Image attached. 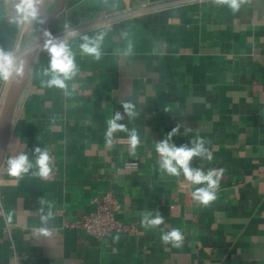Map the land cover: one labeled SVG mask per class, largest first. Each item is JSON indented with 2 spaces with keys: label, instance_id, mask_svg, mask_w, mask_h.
Returning a JSON list of instances; mask_svg holds the SVG:
<instances>
[{
  "label": "crops",
  "instance_id": "1",
  "mask_svg": "<svg viewBox=\"0 0 264 264\" xmlns=\"http://www.w3.org/2000/svg\"><path fill=\"white\" fill-rule=\"evenodd\" d=\"M179 1L65 0L49 32L75 31L67 40L79 67L69 82L76 91L41 87L49 57L38 47L0 167V264H264V0H247L235 13L213 0ZM18 3L0 0V48L13 52L26 49L40 27L16 22ZM57 3L48 0L49 14ZM148 4L161 8L123 15ZM101 33V59L82 55L80 37ZM9 83L0 81V110ZM123 102L135 105L134 119ZM116 111L138 132L135 154L128 143L106 144V121ZM177 125L174 144L203 139L212 154L211 161L193 158L192 167L225 170L209 206L192 199L200 185L182 189V176L159 169L155 142ZM37 146L49 149L51 178L32 175ZM20 153L34 167L17 182L6 160ZM131 159L138 169L118 171ZM106 192L118 198L117 217L133 223L135 234L97 240L63 228ZM49 204L53 217L44 225ZM157 209L164 223L143 228L141 213ZM41 227L52 235L39 234ZM173 228L183 233L180 248L161 241Z\"/></svg>",
  "mask_w": 264,
  "mask_h": 264
},
{
  "label": "clouds",
  "instance_id": "2",
  "mask_svg": "<svg viewBox=\"0 0 264 264\" xmlns=\"http://www.w3.org/2000/svg\"><path fill=\"white\" fill-rule=\"evenodd\" d=\"M217 5H227L233 13L240 10L241 6L247 0H213ZM44 0H19L16 5V11L19 17L16 22L18 24L33 21L43 25L45 19L42 17L41 8ZM41 31V29H40ZM75 36V33H72ZM105 33L97 36L89 37L82 35L79 44V50L82 55L90 56L99 61L103 55L102 42ZM44 42L42 48L47 52L49 61L48 66L43 70L44 76L48 77L46 80H41L42 88H57L63 90L65 96H71L75 91V86L70 85L79 72V67L75 60V54L72 51L67 39L62 37H55L51 32L43 30ZM133 45L129 42L127 48L124 50V55H131ZM27 68V61L25 59H17L13 51L0 48V81H15L20 82L24 78L25 70ZM30 71V69H29ZM122 107L124 113L131 120L134 119L138 113L136 107L131 102H123ZM167 112L168 110L165 109ZM124 119V115L116 111L115 115L106 121L107 131L105 133L106 144L113 145V137L117 131L128 133V144L130 145V153L135 154L137 147L140 144V138L135 128L129 130L124 123H120ZM180 125L174 127L166 138L155 142V151L159 155V169L173 177H183L188 186L200 185L191 191L192 199L200 205L209 206L217 199V189L220 187V180L224 174L223 168H212L207 171L202 168H194L191 166L193 158L212 160L210 150L205 146L206 141L203 139H192L189 144H182L177 146L172 142V138L180 133ZM185 130V135L187 131ZM35 156V167L38 171L32 173L33 176H39L47 179L50 177L53 169L52 157L49 149L39 146L33 150ZM7 170L10 177L15 178L18 182L22 178V174H27L30 169L34 167L32 161L26 153H20L15 156H10L6 160ZM45 201L41 200L43 205ZM41 213L44 208L39 209ZM155 213V215H153ZM141 225L145 229H156L164 223L165 217L157 209L155 211H144L141 213ZM53 217L52 205H48L46 215H41L42 224L47 225L48 221ZM11 214L8 216V222H11ZM43 236H51L52 232L47 227H41L36 230ZM161 241L163 244H171L175 248H180L184 242V236L179 228H173L170 231L162 232Z\"/></svg>",
  "mask_w": 264,
  "mask_h": 264
},
{
  "label": "built area",
  "instance_id": "3",
  "mask_svg": "<svg viewBox=\"0 0 264 264\" xmlns=\"http://www.w3.org/2000/svg\"><path fill=\"white\" fill-rule=\"evenodd\" d=\"M173 3H177V1ZM160 8L161 5L159 4H148L139 10L126 11L123 15L133 14L141 11L152 12ZM110 19L111 18H107V20ZM74 32V30H64L60 33L55 34L54 36L67 39V37ZM24 50L17 49L13 53L15 54L17 59H20L22 54L19 53ZM121 114L123 115V113ZM113 142L116 144H125L128 143V138H117ZM139 165L140 164L137 159H131L125 161L122 166L118 168V171L138 169ZM52 176L53 173L50 174L49 178H51ZM187 187L189 186L186 181L181 182L182 189H186ZM218 191L219 189H217V193ZM92 203L95 204L94 210L86 215H83L79 220L65 222L63 228L80 230L97 240H101L110 233H122L129 235L135 234L136 230L133 223H125L118 219L117 215L121 208V204L115 194H113L112 192H106L101 198L93 199Z\"/></svg>",
  "mask_w": 264,
  "mask_h": 264
},
{
  "label": "water",
  "instance_id": "4",
  "mask_svg": "<svg viewBox=\"0 0 264 264\" xmlns=\"http://www.w3.org/2000/svg\"><path fill=\"white\" fill-rule=\"evenodd\" d=\"M48 0H44V4L41 8L42 17L45 19V23L40 25L35 37L32 42L27 46V48L22 52L20 59H25L27 61V68L25 70V75L19 83L15 81H10L2 106L0 110V167L4 158L6 141L10 135L12 122L14 118L15 109L19 98L23 94L25 88L28 85L29 77L32 69V65L35 59L36 51L43 42V30L49 31L53 19L59 15L65 5V0H58L56 10L52 13H48L47 7ZM41 29V31H40ZM30 69V71H29Z\"/></svg>",
  "mask_w": 264,
  "mask_h": 264
},
{
  "label": "bare ground",
  "instance_id": "5",
  "mask_svg": "<svg viewBox=\"0 0 264 264\" xmlns=\"http://www.w3.org/2000/svg\"><path fill=\"white\" fill-rule=\"evenodd\" d=\"M23 51H21L19 54H22Z\"/></svg>",
  "mask_w": 264,
  "mask_h": 264
},
{
  "label": "rangeland",
  "instance_id": "6",
  "mask_svg": "<svg viewBox=\"0 0 264 264\" xmlns=\"http://www.w3.org/2000/svg\"><path fill=\"white\" fill-rule=\"evenodd\" d=\"M24 49V48H23Z\"/></svg>",
  "mask_w": 264,
  "mask_h": 264
}]
</instances>
